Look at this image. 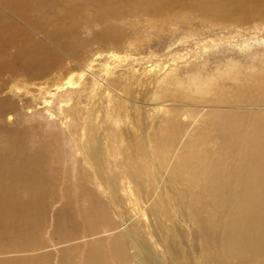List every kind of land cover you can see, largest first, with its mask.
Wrapping results in <instances>:
<instances>
[{
	"label": "rangeland",
	"instance_id": "rangeland-1",
	"mask_svg": "<svg viewBox=\"0 0 264 264\" xmlns=\"http://www.w3.org/2000/svg\"><path fill=\"white\" fill-rule=\"evenodd\" d=\"M245 1L0 0V166L21 168L17 173L23 175L20 185L0 170V201L7 200L1 196L5 192L22 200L39 191L43 200L33 205L44 217L41 232L30 241L36 240L33 250L16 252L13 244L32 237L18 241L2 235L0 205V264H78L88 242L97 252L96 264L103 259L118 264L110 255L106 225L118 222L122 212L125 221L139 225L132 228L137 239L161 246L162 231L149 234L139 216L140 201L146 199L152 201L147 213L154 214L147 220L161 215L174 244V237L181 236L180 246L192 262L199 256L203 264H222L219 249L203 239L199 222L194 221L190 235L178 218L180 209L193 213L197 208L218 234L222 219L213 200L219 204L220 194H227L210 180L213 169L238 158L233 148L243 132L240 127L226 130L236 117L244 127L264 132V0ZM107 66L113 77L107 76ZM153 71L163 75L150 79ZM78 74L79 85L56 88ZM196 77L215 89L200 90ZM107 80L109 87L103 84ZM224 110L229 113H217ZM125 112H137L138 120L124 121ZM256 136L254 131L247 141ZM89 142L112 175L106 193L113 197L126 181L135 212H128V200L112 211L94 186L80 153ZM35 166L42 169L38 177ZM172 172L177 176L170 178ZM200 176L206 181L202 186ZM183 178L184 188H177L175 180L181 184ZM201 187L205 193L200 195ZM191 189L192 198L187 197ZM89 194L102 200L109 222L99 215H90L93 221L85 217L84 212H99L94 202L86 207ZM57 215L66 220L63 230ZM262 235L261 242L246 249L250 263L254 250L264 256ZM177 254L183 263L184 255Z\"/></svg>",
	"mask_w": 264,
	"mask_h": 264
},
{
	"label": "bare ground",
	"instance_id": "bare-ground-1",
	"mask_svg": "<svg viewBox=\"0 0 264 264\" xmlns=\"http://www.w3.org/2000/svg\"><path fill=\"white\" fill-rule=\"evenodd\" d=\"M244 1L245 0H242V2ZM253 1L256 2L257 0H253ZM164 70L165 72L167 71L169 72V69L166 67L164 68ZM106 73L108 77H113V71L108 66L106 67ZM169 74L174 77V74L170 72ZM162 75L163 74L161 72L153 71L149 78L150 79L160 78ZM77 77L80 78L76 80ZM81 77L82 74H78L77 76L67 77L66 78L67 80L64 83H60L56 85V88L61 89L65 85L66 86L69 85L72 87L79 85L81 83ZM194 82L200 90L211 92L215 89V84L209 85L208 81H205L200 77L194 78ZM109 83L110 80L103 82L105 87H109ZM107 93L109 94V92ZM110 103L113 104L111 100ZM138 105L139 104H137V106ZM173 112L175 113V111ZM217 113L226 115L229 113V110H224L223 112L220 111ZM124 118H125L124 121H128L130 119H135L137 121L139 118V114L137 112H134L132 114L125 112ZM8 119L11 120L12 116H9ZM64 122L66 123V121ZM232 122L233 124L229 125L228 126L229 129L226 131H229L230 128L237 129L238 127H240V130H243L241 136H239V139L237 140L238 145H236L233 148V151L239 152L238 158L235 160L234 163L230 162V165L228 167L223 166L224 168L222 169L221 167L217 168L216 170L213 169L215 176L210 180L211 183L221 188L220 192H226L227 194L225 196L220 194V196L217 199L219 204H217L213 200L215 212L217 210L216 216L218 215L217 217L222 219V224L218 228V234L215 235V233L212 231V228H210L207 225L206 216L200 213V210L198 211L197 208H195L196 211L193 213L192 211L190 213L188 210H187L188 212H186V210L185 212H183V210L180 209L178 219L180 221L181 226L190 235L193 230L194 221L197 220L199 222V227L202 230L203 239H206L207 242H209L214 248L219 249L218 252L220 253L222 264H264V256H261V253H258L261 249L259 251L254 250L256 254L254 256V261L252 263L247 261L244 256L247 248L250 247L254 248V245H257L258 242H261L263 240V238L260 237V235L263 236L262 233L264 232V139H263L264 132L259 134L260 131L259 128L252 129L249 128L248 126L244 127V124L236 117L232 119ZM220 126L224 127V123L221 124ZM254 131L257 132V136L252 141V143H249V140L247 141L246 137H248V135H250L251 133H254ZM241 141L243 144L242 146L240 144ZM146 143L151 147V142L149 139L148 140L146 139ZM80 153L83 155L84 160L88 165L90 177L94 183V186L99 191L102 198L107 200L109 208L113 211L115 206L120 207V203H127L128 200V204H129L128 212L129 213L135 212V209L132 208L133 206L132 199L135 196L131 190L130 184L127 183L126 181L123 182L121 188L116 189V195H114L113 197H109L108 194L106 193V189H108V187L105 182L110 177H112V175L107 172L106 170L107 164L98 153L95 144L92 142L84 144ZM225 159H226V155H225ZM154 161L155 159H152V162ZM24 166L22 167L23 169L28 168ZM19 169L21 168H14V166L13 169L4 170L3 167L0 168L1 172L5 173L6 176H8L9 178L14 177L15 181L17 183H20L21 185L22 183L20 176L23 175L17 173ZM41 170H42L41 167L35 166L34 171L36 172V174L38 173L36 177L40 175ZM29 174H28V180H30L29 183L33 184L34 181L33 176L30 177ZM32 174L34 173H31V175ZM191 174L192 173H190V175ZM202 175H204V173H202ZM6 176L4 177L6 178ZM174 176H177V174L175 172H172L170 178ZM194 178H196V176ZM184 181L185 182H181L180 184L178 180H175L176 182L175 186L177 188H184L183 186L185 185L186 180L184 179ZM199 181L201 186L206 184V181H204L203 176L199 177ZM109 183L110 185H112V182ZM42 188L44 189V187ZM200 189L202 190V187ZM208 190L211 189L208 188ZM38 192L32 191L31 193H26V196H24V199L22 200L20 198L11 199V197L9 198L6 196L5 194L6 192L1 195L4 199H7V200H3L4 204L1 203L0 201V205L3 204L2 211L4 212V214H2L3 216L1 215L2 216L1 221L3 220L4 222L2 224L5 225L2 235H4L6 238L15 239L18 241L19 240L26 241L23 238L32 237V239L26 241V243L20 244L18 242L13 244L14 246L12 247H15L16 252L32 251L36 240L33 242L30 241H32L34 236L36 234H39L38 232H41L42 230L41 227L44 222L43 221L44 217L42 219L43 212L39 208H35L33 205L36 202L43 200L41 199L43 198L42 194ZM192 192L193 191L191 189V192L188 194L187 197L192 198L193 197ZM203 192L205 193V189H203L201 192L199 190L200 195ZM136 194L138 200H141V197H144L142 195V187L140 185L138 187V191L136 192ZM87 196H88L87 201L85 203L86 207L93 204L94 202L96 204V207L99 209V212L96 210L93 211V213H91V211L84 212L85 217L93 221L91 216L95 215L98 217L99 215V217H103L105 221L109 222L110 213L108 212L107 209L104 208L102 200L95 198L92 194H89ZM183 196L184 194H181L179 197L182 198ZM169 206L176 207L178 206V203L169 204ZM148 207H152V201H149L148 199L143 200V202L140 201L138 207L140 213L139 216L143 221H145L146 228L149 234H153L154 232L156 233L157 230L162 231V236L159 235L161 238V240H159L161 246H158L154 242H148V245L150 246V249H148V245H145L142 241L137 239L132 232V228L134 226L139 228V225L136 222L129 224L128 221H125V215L121 210L120 212H122V215H120V213L118 214L119 215L118 222L112 221V223L109 222L106 225V229H108V231L110 232L111 253L110 252L109 253L110 255H112L111 257L115 259L118 264H203V260L200 259L199 256L196 257V262L194 263L185 255V247L183 245L180 246V244H182L180 235H176L175 237L173 236L175 238V244H174L172 235L170 234L169 231V227H166L161 215H156L152 221L147 220ZM182 209H185V207ZM11 211H16L15 212L16 217L14 218L12 217L13 214L11 215ZM58 215L55 216L56 217L55 221L57 224H59V226L63 230L64 229L63 223L66 220L64 218L59 217ZM148 215H151L152 217L154 216V214L152 213H149ZM69 216L67 218H69ZM36 219H39V221H37ZM171 219H174V217L172 216ZM171 219H169V221L175 225V222ZM68 220L73 223L72 219L69 218ZM14 228L15 230L13 231L12 229ZM16 228H18V231H16ZM122 235L125 237L122 238ZM59 236L60 235H58L57 237ZM37 237L38 235H36V238ZM29 242L30 244H28ZM174 246H176L178 249H175ZM261 246L263 247V245H259V246H255V248H259ZM128 248L129 251H126ZM94 251L96 250L94 249L92 242H88L87 247L84 253L81 255L82 258L78 264H96L97 252ZM249 251H252V249H250ZM249 251L247 250V252ZM177 252L180 253L181 255H184L183 263H181L178 260L180 255L177 254ZM63 254L64 251L61 253V257L62 256L64 257ZM156 254H158V256H156ZM159 255H162V257H164L162 258L163 263L161 259H159ZM40 256H42V254H40ZM67 257H69V255H67ZM229 258L230 261L225 260ZM107 261H108L107 259H103L101 261V264H107Z\"/></svg>",
	"mask_w": 264,
	"mask_h": 264
}]
</instances>
